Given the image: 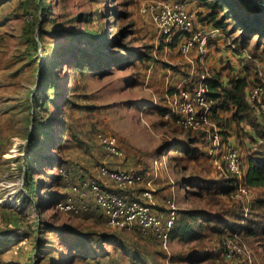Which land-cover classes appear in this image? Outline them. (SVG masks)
Listing matches in <instances>:
<instances>
[{
    "label": "rangeland",
    "instance_id": "374dc122",
    "mask_svg": "<svg viewBox=\"0 0 264 264\" xmlns=\"http://www.w3.org/2000/svg\"><path fill=\"white\" fill-rule=\"evenodd\" d=\"M160 1L174 0H0V264H237V258L224 257L227 242L245 246L246 263L264 264V238L258 233L264 227V188H249L247 196L218 191L231 176L217 168L211 141L178 127L159 109L168 108L171 94L205 71L224 83L236 77H246L248 87L262 82L264 35L245 37L226 19V31L207 41L203 58L197 43L185 55L179 50L182 39L167 40L149 17L150 6ZM250 1L251 14L254 2L264 4ZM182 3L192 13L206 12L196 1ZM203 12L195 13L197 29L205 27ZM87 33L105 37L100 41L105 45H89ZM87 47L99 50L100 60L77 64ZM51 66L57 70L55 100L40 113L31 104ZM32 118L36 124L47 118L52 127L31 172L38 184L34 195L26 188L25 161L30 138L37 135L31 133ZM219 118L226 121L213 123L224 130L222 140L238 149L243 170L251 159L263 158L264 138L257 134L264 128L255 117L254 126L222 109ZM98 134L113 137L124 158L105 154ZM193 138L198 152L187 156L180 148ZM118 161L148 169L150 188L179 210L202 213V222L218 218L225 227L206 223L198 238L183 241L172 233L165 252L150 234L110 226L92 202L72 197L59 176L62 169L74 179L95 178L99 165ZM73 202L78 212L60 209ZM85 204L89 209H82ZM249 222L255 223L250 225L255 235L230 228ZM72 230L115 239L82 243Z\"/></svg>",
    "mask_w": 264,
    "mask_h": 264
},
{
    "label": "built area",
    "instance_id": "2783aa9c",
    "mask_svg": "<svg viewBox=\"0 0 264 264\" xmlns=\"http://www.w3.org/2000/svg\"><path fill=\"white\" fill-rule=\"evenodd\" d=\"M148 14L158 33L167 40L182 34L179 50L185 55L189 54L197 43L196 53L203 58L207 41L219 32L217 29L208 33L195 31L196 15L190 12L182 1L157 2L150 6ZM210 78L207 71L202 72L198 82L192 83L189 89L178 88L171 94L168 100L171 112L168 116L184 130L206 133V139L211 141L213 146L210 154L216 152L219 156L215 161L217 168L230 174L236 193L247 196L250 189L244 182L245 171L239 151L232 144L222 140L220 129L212 120L214 101L209 96L207 82ZM247 100L253 107L256 118L264 123V80L248 90ZM97 138L101 148L108 155L118 159L124 158L123 149L113 137L98 134ZM61 174L72 197L92 202L94 207L104 214L110 226L127 230L137 229L142 234H150L165 252L168 251L178 207L173 201H168L165 208L157 207L153 204L156 190L148 188L140 192L139 199H131L127 191L144 182V173L101 164L97 168L95 178L83 177L73 182L66 172L62 171ZM59 206L60 209L78 212L74 202ZM89 207V204H85L82 209L87 210ZM225 251L227 258H237V264H249L243 260V256L248 254L245 246L227 242ZM238 256L242 258L238 259Z\"/></svg>",
    "mask_w": 264,
    "mask_h": 264
},
{
    "label": "trees",
    "instance_id": "16d2710c",
    "mask_svg": "<svg viewBox=\"0 0 264 264\" xmlns=\"http://www.w3.org/2000/svg\"><path fill=\"white\" fill-rule=\"evenodd\" d=\"M174 1H184V0H174ZM192 1L198 2L199 7L206 9V12L203 14L200 20L202 24H204V26H207L208 31H212L216 29L226 31V26L224 25L223 21L226 19H231L236 26H239L243 29V34L245 37L251 34L264 35V14H263L264 4L263 3L254 2L256 13L251 14L252 13L251 12L252 2L250 0H192ZM48 10H49V6L47 5L44 6V11H48ZM240 20H243L246 23H243V21H240ZM197 30L200 31V29H197ZM88 34L89 33H87L86 35L89 41L88 42L89 45L94 44L96 41L100 42L102 40H105V37L101 35L100 36L99 35L90 36ZM181 38H182V34H178L173 38V41L178 42L180 41ZM101 45L104 46L105 43L102 44L100 42L99 46ZM31 47L33 48L32 44H31ZM129 53L131 54L133 52L130 51ZM143 57L144 56L141 54H136L135 56V58L139 60L142 59ZM83 60L99 61L100 60L99 50L96 49L95 52H92L88 49V47L82 49L81 56L77 64L82 63ZM56 71L57 70L55 69V67L51 66L45 74L41 75L42 84L37 90L41 94L38 96L35 103L31 104V108L33 110L34 108H36L37 110L40 111V113H44L45 111L48 110L50 104L54 102L55 97L53 95L54 93V78L53 77ZM196 82H198V80L194 82H188L187 85L184 87V89H189L191 87V84L192 83L195 84ZM207 82H208V87L210 90L209 96L214 101L213 112H212L213 121H217L218 124L220 123V126L222 125V123L226 121V120L222 121V119L220 120L219 118V112L222 109L223 111L231 112L232 117L233 118L235 117L238 122L248 121L249 123L251 122V124H253L252 118L255 120L256 116H255L253 107L249 104L247 100V92L249 89L260 84L261 81L252 87H248V80L246 77L232 78L228 80L227 83H224V81L221 80V76L218 74H215L210 79H208ZM159 109L162 115L168 116V114L171 112V109L169 106L168 108H164V109L159 108ZM31 121L34 122L35 124V126L31 128V133L35 132L37 133V135L32 136L30 138L29 145L26 147L25 161L28 164V172L26 175L27 176L26 188L31 192V194L34 195L38 189V184L34 182L31 172H32V169L35 168L34 162L36 158L41 155L42 145L44 143L46 136L48 135L47 129L48 130L52 129V127L47 118L39 122V124H36L37 123L36 118H32ZM256 123H257V126L264 128V123H262L261 121L258 120V122L256 121ZM38 126L40 127L39 130H37ZM220 126H219L220 134L221 136H223L225 132L224 130L220 128ZM36 130L38 132H36ZM193 132H197L201 134L202 138L206 139L205 132H201V131H193ZM257 135L261 139L264 138V133L260 134L258 132ZM223 141L225 142V140ZM197 143H198V140L196 138H193L190 140V146H186L180 149L187 156H193L198 152V148L195 146V144ZM104 153L107 154L105 151ZM110 157L116 160H121V159H118L112 156ZM53 160H55V158L52 159V161ZM62 171L66 172L69 176L70 174L68 173V171L60 169L59 176L67 186V183L65 182L61 174ZM244 171H245L244 182L246 186H248L249 188H264V156L263 158L260 157V158L251 159L248 164L247 169ZM83 177L85 176H80L78 179H74L73 177L70 176L73 182H77L80 178H83ZM182 182H185V181H182ZM221 187H219L218 191L222 192L223 194L232 192L233 190H235V186L233 185V179L232 178L228 179V181L226 182V185H224V187L222 188ZM131 189H128V191ZM131 199H139V197H136V198L131 197ZM166 206L167 204L160 208H165ZM202 215H203L202 213L196 212L194 210H189V209L179 210L178 209L177 218L175 220V225L172 230V233L175 235L174 239L180 238L182 241L187 240V239H196L201 235L200 231L204 229L206 223L208 224L212 223L213 225H217V227H219L217 229L219 230L222 229L220 227L221 225L224 224V222H218L219 221L218 218H211V219L205 220L206 222H202L203 221ZM251 224H255V223L249 222V225L246 227L230 223V225H233L230 228H235L236 226L237 228L246 230V232L249 235H255L256 234L255 229L250 227ZM222 227H225V224ZM258 233H260V235L264 238V227L263 226H260V228H258ZM72 234H74L77 237V239L80 240V242L82 243L91 242L92 244H95V245H102L103 243H109L110 241L115 239L113 235H100L98 236L99 238H95V235H93L92 233L91 234L83 233V232L80 233L76 230H72ZM224 257L227 258L226 251H224Z\"/></svg>",
    "mask_w": 264,
    "mask_h": 264
},
{
    "label": "crops",
    "instance_id": "0c3cea01",
    "mask_svg": "<svg viewBox=\"0 0 264 264\" xmlns=\"http://www.w3.org/2000/svg\"><path fill=\"white\" fill-rule=\"evenodd\" d=\"M194 12L195 13H202L203 11L197 8L196 10H194ZM203 14H204V12H203ZM199 29H200L201 33L210 32V31H208L207 26H205L202 29L201 28H199ZM211 41H217V37H215V38L212 37ZM232 57H230L229 59H232ZM224 58L227 60L228 59L227 55ZM111 166L115 167V168H122V169L130 170V171L142 172V173L145 174L146 177H145L144 182L128 191V194H129L130 197H132V198L140 197V192L143 189H146V188L153 189V188H150V185H151V183H154V181L152 180L151 174L149 173L148 169H140V168H138V169H130L129 167H127V165L126 166L125 165L122 166L121 161H118V163H115V164H111ZM155 186L157 188V185H155ZM153 190H156V192L154 194L153 204L156 205L157 207L165 206L167 204L168 200H164L161 197V192H159L157 189H153Z\"/></svg>",
    "mask_w": 264,
    "mask_h": 264
}]
</instances>
